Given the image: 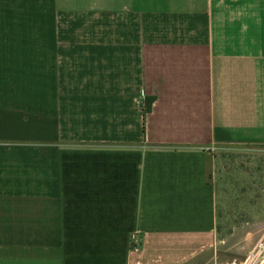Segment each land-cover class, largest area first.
<instances>
[{"label":"crops","instance_id":"crops-1","mask_svg":"<svg viewBox=\"0 0 264 264\" xmlns=\"http://www.w3.org/2000/svg\"><path fill=\"white\" fill-rule=\"evenodd\" d=\"M230 143L264 144V0H0V264H222Z\"/></svg>","mask_w":264,"mask_h":264},{"label":"rangeland","instance_id":"rangeland-1","mask_svg":"<svg viewBox=\"0 0 264 264\" xmlns=\"http://www.w3.org/2000/svg\"><path fill=\"white\" fill-rule=\"evenodd\" d=\"M206 181L216 192L218 223L214 254L204 258L239 264L264 229V144L209 147Z\"/></svg>","mask_w":264,"mask_h":264},{"label":"built area","instance_id":"built-area-1","mask_svg":"<svg viewBox=\"0 0 264 264\" xmlns=\"http://www.w3.org/2000/svg\"><path fill=\"white\" fill-rule=\"evenodd\" d=\"M239 264H264V229Z\"/></svg>","mask_w":264,"mask_h":264},{"label":"trees","instance_id":"trees-1","mask_svg":"<svg viewBox=\"0 0 264 264\" xmlns=\"http://www.w3.org/2000/svg\"><path fill=\"white\" fill-rule=\"evenodd\" d=\"M153 99H149V101L147 102L148 104H150L152 102ZM149 110V107H145L144 108V114Z\"/></svg>","mask_w":264,"mask_h":264}]
</instances>
